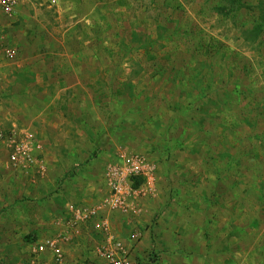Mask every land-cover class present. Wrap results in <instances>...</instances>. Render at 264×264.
I'll use <instances>...</instances> for the list:
<instances>
[{"label":"rangeland","instance_id":"obj_1","mask_svg":"<svg viewBox=\"0 0 264 264\" xmlns=\"http://www.w3.org/2000/svg\"><path fill=\"white\" fill-rule=\"evenodd\" d=\"M130 3L139 15L131 10L116 24L124 29L120 43L139 47L102 41L85 48L82 55L96 63L72 65L83 78L65 81L50 77L59 64L37 60L67 53L57 41V20L45 31L48 4L18 0L11 16L0 9V264H29L28 248L31 254L47 240V218L53 227L67 203L104 204L108 192L99 179L131 157H140L154 179H130L135 193L124 215L135 218L137 203L144 205L138 217L151 235L174 195L216 203L236 194L255 203L264 242V0ZM68 51L80 54L71 45ZM29 73L34 78L26 80ZM15 132L28 135L34 174L10 163L5 138ZM96 222L81 227L95 232ZM77 242L67 241L64 250L81 262ZM141 249L135 264H155L154 248ZM88 257L85 264L94 260ZM97 258L102 263L98 251Z\"/></svg>","mask_w":264,"mask_h":264},{"label":"crops","instance_id":"obj_2","mask_svg":"<svg viewBox=\"0 0 264 264\" xmlns=\"http://www.w3.org/2000/svg\"><path fill=\"white\" fill-rule=\"evenodd\" d=\"M42 1H45L48 4V9L51 8L50 10L53 11L52 14L49 12V18H46L44 13L42 15V21L46 24L44 25L45 31L49 32L46 26L55 29L54 26H51L52 18L57 20L56 27L59 28L57 41L67 52L63 56L59 55L51 59L47 55L37 59L39 63L45 65L54 61L55 64L60 65L58 72L49 69L52 79H58L59 81H65V78L82 80V74L77 75L79 73L73 72L72 65L87 64V62L89 65H91V62L96 63L97 57L95 56H89L88 59H85L86 56L82 55L84 53L83 49L101 47L102 41L103 46L106 44L110 48L128 46L130 41L131 46L139 47V45L132 43V40H124L125 45H122L120 41L123 40L121 35L124 33V29L120 28L119 30V26L116 24L118 17L130 16L133 10H137L136 14L139 15L138 9H135L134 4L130 3L131 0H57V4L54 6L49 4V0ZM83 34H89L86 36L85 42L81 36ZM48 45L50 44L48 43ZM70 45L75 52L79 50L80 54L77 52L76 55L75 53L73 56L69 55L68 47ZM29 46L31 47V45ZM35 77L37 78V76ZM31 78H34L33 73H29L25 77L26 80ZM17 135L18 138L25 137L28 139V135L23 132L17 133ZM46 166L48 168V165ZM36 169L33 166L30 170L22 172H32L34 174ZM39 175L45 176V171ZM99 181L106 188H104L105 195L108 192L104 201L106 202L110 199L107 181L103 176ZM91 185L93 186L92 183H90ZM104 191H101V188L98 187L95 188L94 194L100 196V192ZM235 197L236 194L232 200H228L224 195L222 199L214 203L202 198L192 200L185 199L182 194H179L178 198L174 195L173 200H168L167 204L169 203V205L165 206L167 210L154 223L152 235L150 228L147 229L146 224H144V220L138 217L144 210V205H140L139 202L137 203L135 218L124 215L121 208L111 209L106 206L96 223H99V225L106 223L109 226L111 235L121 242L128 252L131 249L134 250V258H128L131 264H135L134 260L142 253L140 251L142 250L141 246H145L149 250L154 248L157 253L155 264H263L260 261L264 260V242L258 240L259 232L255 222L256 217H258L257 207L250 199L241 197L240 200ZM77 199L82 201L80 198ZM89 200H91V204L84 205L85 208L98 207L96 205L92 206L98 202V198H95V200L90 198ZM71 207L82 208L79 204L67 203L64 215L61 219L54 220L53 227H51V223L49 224L53 217L47 218V231L46 233L42 232V236L50 240H58L63 255H68V258H64L60 264H85L86 258L91 260L88 255H92L94 258L92 263L89 262V264H97L95 260L98 259L99 246H97L96 240L99 237L104 242L106 235L97 228V224L94 225L95 232L93 231L94 228L93 230L90 228L89 231L87 230L89 228L83 226L71 227L68 215V209ZM129 208L130 204L128 203ZM159 210H161L160 206L156 205L153 211L154 215L156 213L158 215ZM91 221L96 220L91 219L89 222ZM85 240L90 242L89 247L85 246ZM67 241H69V244L70 241H78L75 247L79 252L78 258L81 260L83 257L81 262L78 259L73 261L67 252L68 250H64ZM259 245H262V247L259 248ZM29 250L28 254L25 255L26 259L28 258V263L30 259ZM100 259L105 264L101 257ZM39 260L41 264H56L52 260L50 252L41 255Z\"/></svg>","mask_w":264,"mask_h":264},{"label":"built area","instance_id":"obj_3","mask_svg":"<svg viewBox=\"0 0 264 264\" xmlns=\"http://www.w3.org/2000/svg\"><path fill=\"white\" fill-rule=\"evenodd\" d=\"M17 1L0 0V9L7 16H11L15 11ZM49 4L54 6L57 4V0H49ZM3 41V38H0V48H4ZM5 53L8 58L12 59L15 51L5 47ZM26 140L25 137L18 138L16 132L5 138L10 163L21 171H28L38 164L37 159L32 156L30 146ZM104 175L109 188L110 199L97 208L71 207L68 209L71 227H80L91 219L98 221L106 206L111 209L121 208L123 213L128 212L130 210L128 209L130 197L135 193L132 190L130 179L132 177H143L148 180V184H151L154 179L150 169L144 165L140 157L123 158L120 164L108 167ZM96 226L106 235L98 251L105 264H131L128 259L129 252L121 242L111 235L109 226L106 223L102 225L98 223ZM47 252H50L52 260L56 264H60L64 260L59 241L47 239L45 242L34 246L30 254L29 264H41L39 258Z\"/></svg>","mask_w":264,"mask_h":264}]
</instances>
